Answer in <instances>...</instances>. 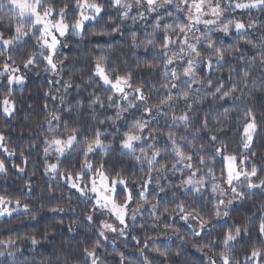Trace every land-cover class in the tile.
Segmentation results:
<instances>
[{
	"label": "snow or ice",
	"instance_id": "1",
	"mask_svg": "<svg viewBox=\"0 0 264 264\" xmlns=\"http://www.w3.org/2000/svg\"><path fill=\"white\" fill-rule=\"evenodd\" d=\"M5 10L11 13L0 15V77L7 87L0 109L6 116L16 104L8 86L23 84L26 71L41 63L54 76L68 70L67 80L51 82L62 84L63 92L45 93L61 107L44 105L47 114L40 122L47 125L41 141L44 174L63 181L69 192L67 208L57 204L47 211H71L68 232L83 228L105 241L114 233L115 243L148 211L153 228L163 220V236H146L142 247L132 249L136 257L117 252L114 264H184L179 257L189 243L207 256V264H241L237 248L245 252L244 264H264V20L252 15L264 14V0H0V13ZM238 12L247 13V21ZM129 20L126 47L134 66L123 51L114 55V44L98 42L85 53L90 74L80 77L83 84L74 82L75 66L64 52L68 37H113ZM73 88L74 103L66 99ZM88 88L84 101L80 94ZM234 110H242L234 130L238 140L226 131ZM85 116L90 120L81 124ZM7 140L0 132V149L14 157ZM19 156L21 163L12 166L24 173L28 157L24 151ZM8 170L0 158V174ZM24 188L33 191L30 182ZM74 198L84 206L80 214L72 208ZM249 200L258 203V215L241 214ZM18 212L36 219L28 203L0 194V217ZM180 222L191 241L181 234ZM253 234L256 243L249 251ZM54 235L46 225L39 239L35 234L21 239L36 253ZM172 236L180 241L175 250L163 243ZM130 238L142 243L136 235ZM67 243L71 247V238ZM15 244L0 240V257H13L11 264H18L21 252L9 250ZM102 246L95 238L80 248L76 264H105ZM70 256L53 243L51 252L40 253L39 264H73Z\"/></svg>",
	"mask_w": 264,
	"mask_h": 264
},
{
	"label": "trees",
	"instance_id": "2",
	"mask_svg": "<svg viewBox=\"0 0 264 264\" xmlns=\"http://www.w3.org/2000/svg\"><path fill=\"white\" fill-rule=\"evenodd\" d=\"M0 15L7 17L10 16L11 13L5 10L3 13H0ZM252 15L258 19L264 20V14H261L258 10H253ZM236 16L245 21L249 18L247 13L242 12H238ZM71 19L72 17L70 16L69 20ZM103 23L104 22L101 21V24L97 25V28H100ZM129 25H131L130 20L124 26L123 32L121 34H116L113 37L88 36L83 40L79 37H68L71 43L69 48L64 49V52L66 55L72 57L69 63L74 64L75 66L72 69L75 73L73 77L74 82L83 84L84 82L80 79L81 76H84V78L87 79V76L90 74V58L86 57L85 53L96 48L98 42L101 45L105 42L114 44L117 48V52L114 53V55L118 56L120 51H123L126 54V58L129 59L130 64L134 66V60L126 47L129 39L127 36ZM141 28H146L147 31H151L150 24L145 25L142 23ZM43 67L44 65L41 63L38 66H34L31 71H26V78L23 84L8 86L11 87L12 90L11 98L16 102L15 111L11 116H6L2 109H0V132H3L8 137L7 144L11 149H15L17 153L16 156L9 157L2 149H0V158L6 160L9 169L7 174H0V194L8 195L13 199L19 198L22 203H28L31 206L32 211L37 214L35 220L20 212L14 213L12 217H1L0 240H8L9 238L16 240V244L9 250L15 251V248L17 247L21 249V252L17 253L15 257L18 264H22L25 260H27V264H34L33 257H35V264H39L40 253H43L45 248L51 252L53 243H55L57 247L63 246L65 251L70 252V259H72L73 264H76L80 258V248L89 246L95 238H99L103 242L100 252L105 260V264H114V261L118 259L116 253L119 251H124L131 257H136L137 254L134 253L132 249L142 247L146 236L155 238L159 235L162 237L165 231L163 228V220L158 222V227L153 228L151 226L153 220L149 216L148 211H145L142 219L136 222V226L131 232V235L138 236L142 243L137 246L136 242L131 240L130 235L127 240L123 241L117 247L108 245L101 237H96L93 232L86 231L83 228L79 229L77 232H68L67 226L71 223L72 219H74L71 211L58 214L47 211L49 207L56 206L57 204L67 208L65 200L68 197L69 192L66 186L63 185V181L49 179L43 171L44 165L42 161L44 160V157L42 154L43 144L41 141L42 134L46 131L47 125H41L40 122L44 120V117L47 114L44 110V105H48L49 109L61 107L58 99H53L52 96L45 95L49 89H52L53 95H55V89L57 86L56 84L51 83L54 79L50 72L43 71ZM119 68L123 71L124 65L119 64ZM67 71L68 70L66 69L65 73L61 74V80H67L69 78ZM136 75L140 76L141 73L137 72ZM143 75L147 78L146 73ZM59 88L62 93V84ZM6 91V81H4L3 77H0V99L4 97ZM91 91L92 88H88L87 91H82L80 94L81 98L84 101H87L88 92ZM76 98L77 92L75 88H73L70 90V94L66 99L74 103ZM236 103L239 104L238 101ZM228 106H232L231 102H229ZM205 107H207V105H205ZM101 112L103 113V110H101ZM108 114H111L110 111ZM237 117L242 119V110H234L232 112L231 126L226 130L228 136L233 140H238V133L234 131L236 128ZM100 118L103 119V114H101ZM88 120H90V117L85 116L80 120V123H86ZM53 124L55 125V122H53ZM30 143L35 144L36 147L29 148ZM233 147H235V144H233ZM20 151H24L25 155L28 157V163L26 165H21L25 167L24 173L18 172L17 169L12 166L14 163H21V158L19 156ZM50 162H56L55 156L50 158ZM126 163H128L129 169L131 170V161H126ZM33 172L35 175H32ZM26 181L30 182L32 185L33 191L31 193L27 192L24 188ZM49 189H51V191H49ZM61 197H63V199H61ZM253 199L258 201L259 195ZM41 204L44 205L43 208H41ZM83 207L82 204H78L75 198L73 199L72 208L76 209V214H80ZM257 207L258 203L253 206V200H249L240 208V212L242 215L249 213L258 215L256 211ZM240 218L241 217H237V222H239ZM60 219H63V224H59ZM141 223L144 225L143 228L140 226ZM46 225L49 226L50 233H55L54 240L50 239L49 241H43V247L39 249V252L34 253L30 251L31 246L29 241L21 238L35 234L39 239L41 234L45 231ZM177 227L180 228L181 234L185 235L189 241L193 239L190 235V230L183 224V222H180ZM69 238H71V247H69L67 243ZM149 243L151 245V241H149ZM157 243L159 246L160 242L158 241ZM163 243L168 245L172 250H175L176 247L180 245V241L177 240L176 237L170 242ZM253 243H256L254 234L253 237L248 240L249 251ZM0 250H4L2 246H0ZM105 253H107V255H104ZM147 254L150 256L155 255L150 250ZM244 254V250L240 248L234 249V255L237 259L241 260V264H244ZM12 259L13 257H8L6 255L0 257V264H11ZM172 259L174 260L176 258L172 257ZM179 259L184 262V264H207V257L201 255V252H197L195 248L191 246V243L183 246V251Z\"/></svg>",
	"mask_w": 264,
	"mask_h": 264
},
{
	"label": "rangeland",
	"instance_id": "3",
	"mask_svg": "<svg viewBox=\"0 0 264 264\" xmlns=\"http://www.w3.org/2000/svg\"><path fill=\"white\" fill-rule=\"evenodd\" d=\"M50 74L52 75V77H53L54 80H61V76H54L52 73H50ZM60 85H61V84H56L57 88H59ZM55 95H58V93H55ZM146 207H147V206H146ZM144 213H145V211L142 213V215H139V216H138V220H137V222H138L139 220L142 219ZM5 217H6V216H5ZM0 218H1V217H0ZM102 218H103V219H107L109 222H112V221L114 220V217L104 216V217H102ZM130 235H131V233H130L129 236H127V237H118V238L116 239V242H115V243H112V237L115 236L114 233H109V234H108L109 239H108L107 241H105L103 237H101V238H102V240H103L105 243H107L108 245H110V246H112V247H117V246H119L123 241L127 240V239L130 237ZM174 237H175V236H172V239H173ZM172 239H171V240H165V241H163V242H166V243H167V242L172 241ZM199 254H200V253H199ZM201 255H204V253H201ZM205 256H206V255H205ZM206 257H207V256H206Z\"/></svg>",
	"mask_w": 264,
	"mask_h": 264
}]
</instances>
